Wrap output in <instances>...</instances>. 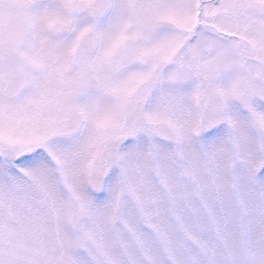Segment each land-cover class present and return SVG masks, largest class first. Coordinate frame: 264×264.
I'll list each match as a JSON object with an SVG mask.
<instances>
[{
    "label": "snow or ice",
    "instance_id": "obj_1",
    "mask_svg": "<svg viewBox=\"0 0 264 264\" xmlns=\"http://www.w3.org/2000/svg\"><path fill=\"white\" fill-rule=\"evenodd\" d=\"M0 264H264V0H0Z\"/></svg>",
    "mask_w": 264,
    "mask_h": 264
}]
</instances>
